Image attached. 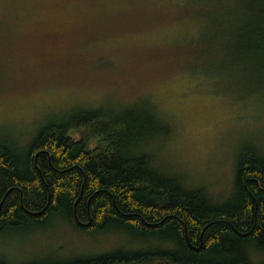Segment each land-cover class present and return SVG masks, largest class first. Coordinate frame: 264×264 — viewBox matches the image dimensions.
<instances>
[{
	"label": "trees",
	"instance_id": "obj_1",
	"mask_svg": "<svg viewBox=\"0 0 264 264\" xmlns=\"http://www.w3.org/2000/svg\"><path fill=\"white\" fill-rule=\"evenodd\" d=\"M179 18L196 25L171 55L180 70L196 82L227 80L241 100L264 95V0H185ZM78 24L36 33L38 46L15 50H49V65L77 67L69 49L78 38L94 41L79 33L97 22ZM141 100L115 99L114 109L80 103L28 148L0 144V239L57 227L101 244L71 260L0 264H264V146L246 148L226 197L216 196L162 169L175 128L150 97Z\"/></svg>",
	"mask_w": 264,
	"mask_h": 264
},
{
	"label": "rangeland",
	"instance_id": "obj_2",
	"mask_svg": "<svg viewBox=\"0 0 264 264\" xmlns=\"http://www.w3.org/2000/svg\"><path fill=\"white\" fill-rule=\"evenodd\" d=\"M184 1L0 0V144L11 141L28 148L42 127L70 118L80 103L114 109L115 99L130 103L150 97L175 128L159 157L162 169L226 197L242 153L264 146V95L241 100L227 80L217 85L206 79L196 82L172 62L184 36L195 33V24L179 18ZM95 20L96 26L79 33L87 34L86 40L96 34L95 40L78 38L69 49L80 63L77 67L49 65V50H15L38 46L36 33ZM15 76L24 79L18 82ZM235 85L243 87L240 79ZM107 98L113 101L105 102ZM88 240L85 234L57 227L23 231L0 239V258L13 263L71 260L101 246Z\"/></svg>",
	"mask_w": 264,
	"mask_h": 264
}]
</instances>
